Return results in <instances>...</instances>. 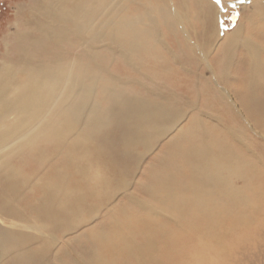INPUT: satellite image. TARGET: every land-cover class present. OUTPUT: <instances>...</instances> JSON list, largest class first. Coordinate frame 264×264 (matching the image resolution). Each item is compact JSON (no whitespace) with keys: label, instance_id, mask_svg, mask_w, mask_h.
I'll return each mask as SVG.
<instances>
[{"label":"rangeland","instance_id":"374dc122","mask_svg":"<svg viewBox=\"0 0 264 264\" xmlns=\"http://www.w3.org/2000/svg\"><path fill=\"white\" fill-rule=\"evenodd\" d=\"M83 1L90 9L68 14L48 0H0L2 97L25 89L29 99L19 113L0 115V140L7 141L0 146V228L24 239L36 261L46 257L39 222L45 215L33 205L47 196L70 222L49 235L50 257L41 264H264V128L240 102L239 94L246 102L254 95L244 90L249 69L238 58L247 42L264 52V22L257 17H264V0H207L219 34L204 20L206 0ZM163 6L168 13L156 10ZM239 27L245 35L234 38ZM127 99L134 114L117 118L113 101ZM153 106L172 116H148ZM146 115L150 123L139 137L133 129ZM205 143L209 155L219 154L212 160L249 173L208 169L210 180L204 178L198 169L204 160L194 149ZM165 177L168 188L155 190ZM179 198L188 209L176 218L170 207ZM7 202L10 209L3 208ZM119 237L132 256L124 251L116 260ZM4 256L0 251V264Z\"/></svg>","mask_w":264,"mask_h":264},{"label":"bare ground","instance_id":"6f19581e","mask_svg":"<svg viewBox=\"0 0 264 264\" xmlns=\"http://www.w3.org/2000/svg\"><path fill=\"white\" fill-rule=\"evenodd\" d=\"M97 0H95V2H96ZM48 3L49 4H51L52 5V3H54V4H62V6L64 7V9L66 10L65 11V13H68V14H70L71 13V11H78V12H83V11H85V10H87V9H90V7H91V5H89V2H86V1H83V0H48ZM107 4V3H106ZM164 4V6H165V3H163ZM164 6L162 7V8H160V7H158V8H156V10H158V9H161L160 10V12H167L168 13V10L167 9H165L164 8ZM203 7H204V9H205V11H206V16L204 17V20H205V22H206V24L208 23V25H209V27L216 33V34H219L220 33V30H221V27H220V29H219V24H218V21H217V19L216 18H214V17H212V14H213V5H212V3L210 2V1H204L203 2ZM260 11H261V9H259ZM160 12H158V13H160ZM167 13H166V15H165V18L163 19L164 21H166V22H169L168 21V18H167ZM203 13H204V11H203ZM176 14H177V18H180V13L179 12H176ZM258 16H261V18H262V22H264V17H263V15H260L259 13H258V15H257V17ZM176 17V16H175ZM178 22V21H177ZM181 22V21H180ZM173 25H174V23H173ZM209 27H207L208 29H209ZM185 28V27H184ZM183 28V29H184ZM243 29V28H242ZM240 27L238 28V29H236L235 30V33H234V38H237V37H239L240 35H242V36H244L245 34H244V31L242 30ZM262 30V29H261ZM131 31H133L132 29H131ZM206 31V30H205ZM134 32V31H133ZM135 33V32H134ZM184 33V32H183ZM254 33V32H253ZM190 34V33H189ZM136 35V34H135ZM184 35V34H183ZM186 35H188V33L186 34ZM254 35V34H253ZM260 35V34H259ZM190 36V35H189ZM211 37V36H210ZM215 37V36H214ZM261 37V36H260ZM185 38V37H184ZM188 38V37H187ZM221 38V37H220ZM222 38H223V36H222ZM225 38V37H224ZM192 39V38H191ZM242 39V38H241ZM246 39H247V37H246ZM245 39V40H246ZM243 41H244V39H243ZM247 41H245L244 42V44L246 43ZM188 44V43H187ZM237 44V43H236ZM184 45V44H183ZM188 45H190V43L188 44ZM187 45V46H188ZM187 46H185V47H187ZM232 46H233V44H232ZM236 46V45H235ZM226 47H227V45H226ZM227 48H229V47H227ZM246 53H245V55L243 54V56L242 57H238L239 58V60H243L244 62H245V64L248 66V69H249V71L247 72V74H248V78L243 82V86H244V90L246 91L247 90V92H248V95L249 96H252V95H254V96H252L253 98L249 101V102H246L244 99H242L241 97H240V94H239V98H240V102H241V104H242V107H243V109L245 110V112H246V114L251 118V120H253L255 123H258V124H260V126L261 127H263L264 128V52L262 53L261 52V50H260V48L258 47V45H256V44H254V43H252V42H247V44H246ZM182 49H184V47L182 46ZM181 50V49H180ZM186 50V49H185ZM220 50V49H219ZM218 50V51H219ZM187 51V50H186ZM190 51V50H189ZM221 51V50H220ZM223 51V54H224V52H226V51H224V50H222ZM194 52V51H193ZM204 52V51H203ZM207 52V51H206ZM229 52V51H228ZM192 53V52H191ZM185 54V53H184ZM193 54V53H192ZM217 54H219V53H217ZM226 54H227V56H223V58L225 59V60H227L228 59V63L229 64H231V65H233L232 64V56L231 55H229L227 52H226ZM231 54V53H230ZM183 55V54H182ZM187 55V54H186ZM222 56V54L220 55V57ZM229 56H231V57H229ZM258 56H262V58H263V60H260L259 58H258ZM187 57V56H186ZM189 57V56H188ZM193 57V56H192ZM215 57V56H214ZM199 58V57H198ZM227 58V59H226ZM236 58V57H235ZM237 58V59H238ZM194 59V61H195V58H193ZM216 59V58H215ZM223 59V60H224ZM236 59V60H237ZM185 60V59H184ZM197 60V59H196ZM200 60V59H199ZM238 60V61H239ZM186 61H189L188 59L186 60ZM199 62V61H198ZM192 63V62H191ZM186 64V63H185ZM201 64V63H200ZM197 65V64H196ZM195 65V66H196ZM224 65H226V64H224ZM198 66V65H197ZM235 66H237V65H235ZM187 67V66H186ZM191 68V67H190ZM193 68V67H192ZM195 68H197V67H195ZM227 67L225 66L224 67V69H222V71L224 72V70L226 69ZM176 69H178V67L176 68ZM180 69V68H179ZM218 69V68H217ZM220 69V68H219ZM181 71V70H180ZM185 72H187V71H185ZM193 72H194V70H193ZM219 72V71H218ZM227 72V71H226ZM219 74V73H218ZM227 74V73H226ZM1 80V79H0ZM261 81V83L259 84V83H256L257 81ZM201 81H203V80H201ZM30 81H28L27 83H29ZM252 82L254 83V85L252 84ZM38 87H40V85H37ZM206 86V85H205ZM209 86V85H208ZM207 86V87H208ZM210 87V86H209ZM223 88V87H222ZM7 90V86L5 85V82L3 81V80H1L0 81V115H3L4 113H7V112H15L16 114L17 113H19V111H20V109L23 107V106H27V104L29 103V99H28V95H27V92H26V90L24 89V91L22 92V93H19V94H16L13 98H11V99H8V98H4V97H2L3 96V94L5 93V91ZM254 93V94H253ZM257 93H260V97H258V94ZM41 92H38L37 94H36V97H40L41 96ZM43 95V94H42ZM114 103H113V106H112V110H110V112L112 113V114H114V116H116L117 118H123L124 120H126V119H130V117L134 114V111H135V109H136V107H135V105H134V101H131L130 99H127V100H121V101H113ZM250 104H253V105H250ZM250 105V106H249ZM146 113H147V115L148 116H150V115H159V116H161L162 118H164V120H166L169 116H172V113L171 112H169V110L168 109H165V108H163V109H160V108H157V107H154L153 106V108H150V109H147L146 110ZM6 115V114H5ZM146 115V121H142V122H138L137 121V123H136V129H133L134 130V132H137V133H139L140 131H141V129L140 128H144L145 126H147V125H149V123H150V121L148 120V116ZM20 121V118H17L16 119V123H18ZM128 121V120H127ZM162 123L161 124H163L164 123V121H161ZM254 123V124H255ZM164 125V124H163ZM262 128V129H263ZM258 129V128H257ZM264 130V129H263ZM129 135V134H128ZM128 135H127V137H126V139L125 140H127V141H129V139H128ZM210 135V134H209ZM141 136H143V135H141L140 133H139V137H141ZM190 137V136H189ZM195 137V136H194ZM210 137V136H209ZM212 138V137H211ZM140 139H142V138H140ZM200 139V138H199ZM7 141H5V140H0V146L1 145H4V143H6ZM217 143V142H216ZM219 143V142H218ZM211 144V143H210ZM220 144V143H219ZM221 145V144H220ZM7 146V145H6ZM5 146V147H6ZM213 146H215L214 144H213ZM8 147V146H7ZM194 147V146H193ZM212 147V146H211ZM211 147L210 146H208L207 145V143H205V145L204 146H201V147H198V145H196V149H194V151H195V153L200 157V158H202L204 161H203V163H202V167L203 168H198V169H203V171H204V173H205V175H204V178H207L208 180H210V178H209V176H208V169H211L212 171H210L209 172V174H212V175H214V174H218V173H221L222 171H227V172H229V173H231V172H233V173H235V171L237 172H239V174L238 175H240V173L243 175V171H244V176L247 174V173H249L248 172V170H242V167L241 168H238V165H237V167H235V166H233V164L231 165H228V166H225V165H223V164H221L222 162H224V161H222L221 162V160H219V159H215V160H212L213 158H215L216 156H218L219 154H214L215 156H213V155H209V150L211 149ZM217 147V146H216ZM218 147H221V146H218ZM4 149V148H3ZM222 149V148H221ZM220 149V150H221ZM0 150H1V148H0ZM224 150V149H223ZM5 151V150H4ZM219 151V150H218ZM3 153V152H2ZM233 154V153H232ZM193 156V155H192ZM244 156V155H243ZM39 158L41 157V159H43V158H46L47 159V157H42V156H38ZM83 157H84V162L80 165V166H82V167H84V168H86L87 167V159H88V157H87V155L83 152ZM38 160V159H37ZM40 160V159H39ZM36 161V160H35ZM41 161V160H40ZM40 161H39V163H40ZM60 161V160H59ZM214 161H217L218 163H214ZM241 161V160H240ZM33 162V161H32ZM44 162H45V160H44ZM55 162V161H54ZM57 162V161H56ZM226 163V162H225ZM248 163V162H247ZM52 164V163H51ZM57 164H59V163H57ZM61 164H62V162H61ZM91 164V166H92V164L93 163H90ZM227 164V163H226ZM243 164V163H242ZM50 165V164H49ZM48 165V166H49ZM65 165V164H64ZM66 165H68V164H66ZM200 165V164H199ZM198 165V166H199ZM234 165H236V164H234ZM59 166H60V164H59ZM90 166V165H89ZM239 166H240V164H239ZM52 167V166H51ZM53 167H55V165H53ZM57 167V166H56ZM78 167V166H77ZM76 167V168H77ZM94 167V166H93ZM170 167V166H169ZM200 167H201V165H200ZM245 167V166H244ZM250 167V166H249ZM66 169H68L67 167H65ZM74 169H75V167H73ZM81 168V167H80ZM247 168V167H246ZM54 169V168H53ZM61 169V168H60ZM62 169H64V167L62 168ZM90 169V168H89ZM163 169V168H162ZM227 169V170H226ZM79 170V169H78ZM81 170V169H80ZM192 171H193V169H192ZM81 172V171H80ZM83 172V171H82ZM193 172H195V171H193ZM56 173V172H55ZM58 173V172H57ZM56 173V174H57ZM201 173V172H200ZM195 174H197V172L195 173ZM58 175V174H57ZM162 174H160V176H161ZM165 175V174H164ZM167 175V174H166ZM190 175V174H189ZM4 176V175H3ZM2 176V177H3ZM52 176V175H51ZM60 176V175H59ZM58 176V177H59ZM228 176H230V175H228ZM58 177H56L57 179H58ZM169 177V176H168ZM194 177H196L195 175H194ZM163 178V177H162ZM186 178V177H185ZM199 177H197V179H198ZM204 178L202 179V180H204ZM6 180L5 181H3V182H5L6 183V185L7 184H11V182H9L8 183V179L7 178H5ZM68 179V178H67ZM69 179H71V178H69ZM159 179V178H158ZM4 180V179H3ZM66 180V179H65ZM59 181V180H58ZM62 181V180H61ZM70 181H72V180H70ZM193 181V180H192ZM60 182V181H59ZM202 181H200L199 180V182L195 185V187L193 188V191H194V193H196V194H199V191L198 190H200L201 188H200V183H201ZM5 183H4V185H5ZM61 183V185H63L64 186V184H62V182H60ZM65 183V182H64ZM68 183V182H67ZM67 183H65V184H67ZM73 183V184H72ZM72 183H70L71 185H74V182L72 181ZM192 183V182H191ZM194 183V182H193ZM206 183H207V181H206ZM206 183H204L205 184V186H206ZM209 183V182H208ZM52 184H53V182H52ZM56 184V183H55ZM69 184V183H68ZM105 184V183H104ZM169 183H168V180L166 179V177L163 179V180H160V182L158 183V185L156 186V188H155V190H158V189H160L161 187H165L166 189L168 188L167 186H169L168 185ZM3 185V186H4ZM180 185H182V184H180ZM9 187H10V189L12 190V191H14L15 190V187H13L12 185H8ZM52 186H54V185H52ZM82 186V185H81ZM67 187V186H66ZM223 187H227V188H229V191L228 192H230V189L232 188L227 182H224V183H222V186H221V188H223ZM64 188H65V186H64ZM81 188V187H80ZM205 188V187H204ZM227 188H225V190L227 189ZM66 189V188H65ZM82 189V188H81ZM59 190V189H58ZM68 190V189H67ZM203 191V195L205 194V192H207L205 189H202ZM232 190V189H231ZM1 191V190H0ZM49 191V190H48ZM53 191V190H52ZM82 191V190H81ZM233 191H235V190H233ZM46 192V191H45ZM62 192V191H61ZM79 192V191H78ZM184 192V191H183ZM40 193H42V192H40ZM77 193V192H76ZM191 193V192H190ZM35 194V193H34ZM187 194V193H186ZM33 195V194H32ZM36 195H37V193H36ZM38 195H40V194H38ZM201 195V194H200ZM21 196V195H20ZM46 196V195H45ZM187 196H189V195H187ZM187 196H186V198H187ZM31 197V196H30ZM80 197V196H79ZM82 197V196H81ZM191 197V196H190ZM203 197V196H202ZM230 197V196H229ZM20 198V197H19ZM42 198V197H41ZM53 198V197H52ZM70 198V197H69ZM78 198V197H77ZM197 198V197H196ZM201 198V197H200ZM31 198H29V200H30ZM61 199V198H60ZM202 199V198H201ZM39 200V199H38ZM195 200V199H194ZM203 200V199H202ZM31 201V200H30ZM29 201V202H30ZM35 201V200H34ZM67 201V200H66ZM83 201V200H82ZM186 201H189V200H186ZM192 201V200H191ZM6 202V201H5ZM28 202V203H29ZM32 202V201H31ZM30 202V203H31ZM190 202V201H189ZM196 202V201H195ZM8 204H5V205H3V208L4 209H10L11 208V205L12 204H10L9 202H7ZM36 203H38V202H36ZM84 203V202H83ZM188 203V202H187ZM187 203L186 202H184L183 201V199L182 198H179V199H175V200H173V202H171V205H173V206H175V207H170V210H171V213L173 214V213H175L176 214V218H180L179 217V215H178V210L181 212H183V210L185 209V208H187L188 207V205H187ZM192 203V202H191ZM85 204V203H84ZM31 205V204H30ZM41 205V206H40ZM69 205V204H68ZM194 205V204H193ZM195 205H196V203H195ZM1 207H2V205H0ZM25 206H26V204H25ZM29 206V205H28ZM34 206V211H35V209H37L38 210V206L40 207L39 209H41L40 211H41V213H44V219L42 220V218H41V216H40V218H41V220L42 221H39L40 222V226H41V228H42V231H43V229L45 230V232H41L40 233V238H41V241H42V244L43 243H49V244H47V247H45L46 248V250H47V256L46 257H41L38 261H36V259H35V257L33 256V254L30 252V251H28L27 250V248H25L24 247V243H25V240L24 239H22V238H17V237H14L15 236V234L13 233V232H11V231H9V230H7V229H1L0 228V251L5 255L4 256V262H3V264H41V261L43 260V259H47V261L49 260V257H50V246L52 245V244H50V242H51V238H50V234H54V232L56 231V230H59V231H63V230H65V229H67L68 228V222H70L69 220H68V217L67 216H63L62 214H61V210H59V207L56 209L55 207H52V202H51V198H49V197H45L44 199H40V202H39V204L37 205H33ZM64 206H66V205H64ZM78 206V205H77ZM94 206V205H93ZM191 206V205H190ZM189 206V208L191 209V207ZM202 206V205H201ZM32 207V206H31ZM76 207V206H75ZM80 207V206H79ZM95 207V206H94ZM28 208H30V207H28ZM33 208V207H32ZM30 209V210H33V209ZM197 208V207H196ZM202 208H203V206H202ZM1 209V208H0ZM79 209V208H78ZM94 209V208H93ZM188 209V208H187ZM194 209V208H193ZM201 209V208H200ZM199 209V210H200ZM3 210V209H2ZM26 210V209H25ZM29 210V209H28ZM64 210H66V208H64ZM70 210H71V208H70ZM74 210V209H73ZM202 210V209H201ZM27 211V210H26ZM39 211V212H40ZM75 211V210H74ZM81 211H83V210H81ZM38 212V211H37ZM201 212V211H200ZM199 212V213H200ZM83 213V212H82ZM109 213V212H108ZM195 213V212H194ZM3 213H1V215H2ZM36 214V213H35ZM0 215V216H1ZM4 215V214H3ZM41 215V214H40ZM83 215V214H82ZM214 215V214H213ZM5 216V215H4ZM34 216V215H33ZM37 217H39L38 216V214L36 215ZM209 216V215H208ZM7 217V216H6ZM83 217V216H82ZM105 217V216H104ZM79 218V217H78ZM118 218V217H117ZM181 218L183 219V220H185V218H183V215L181 216ZM3 219V218H2ZM36 219V218H35ZM34 219V220H35ZM4 220V219H3ZM39 220V219H38ZM73 220V222L75 221V219H72ZM97 220V219H96ZM2 221V220H1ZM0 221V222H1ZM5 221V220H4ZM36 221V220H35ZM110 221V220H109ZM38 222V221H37ZM120 222H121V220H120ZM215 222V221H214ZM82 223V222H81ZM148 223V222H147ZM103 225H105V224H103ZM2 226V225H1ZM4 226V225H3ZM10 226V225H9ZM14 226V225H13ZM87 226V225H86ZM93 226V225H92ZM119 226V225H118ZM5 227V226H4ZM102 227V226H101ZM120 227V226H119ZM3 228V227H2ZM7 228V227H6ZM10 228V227H9ZM25 228V227H24ZM80 228V227H79ZM93 228V227H92ZM108 228H110V227H108ZM34 230V229H33ZM68 230V229H67ZM102 230V229H101ZM115 230V229H114ZM119 230V229H118ZM123 230V229H122ZM28 231H29V229H28ZM89 231V230H88ZM111 231V230H110ZM71 232V231H70ZM69 232V233H70ZM122 232V231H121ZM72 233V232H71ZM122 233H124V231L122 232ZM126 233V232H125ZM33 234V233H32ZM62 234V233H61ZM67 234V233H66ZM83 234V233H82ZM81 234V235H82ZM86 234V233H85ZM84 234V235H85ZM90 234V233H89ZM96 234H98V233H96ZM28 235V237L29 238H31V237H33L31 234H27ZM38 235V234H37ZM78 235V234H77ZM87 235V234H86ZM91 235V234H90ZM116 235V234H115ZM52 236V235H51ZM103 236H105L104 234H103ZM110 236V235H109ZM80 237V236H79ZM107 237V236H106ZM34 238H36V237H34ZM39 238V237H38ZM60 238V237H59ZM101 237H99L98 239H100ZM108 238V237H107ZM110 238V237H109ZM108 238V239H109ZM63 239V238H62ZM78 239V238H77ZM79 239H81V238H79ZM86 239H87V237H86ZM94 239H96V238H94ZM83 240V239H82ZM103 240V239H102ZM107 240V239H106ZM110 240H111V238H110ZM62 241V240H61ZM61 241H60V243H61ZM77 241V240H76ZM81 241V240H80ZM108 242V241H107ZM116 242V241H115ZM128 242V241H127ZM59 243V244H60ZM93 243V242H92ZM62 244V243H61ZM86 244V243H85ZM84 244V245H85ZM88 244V243H87ZM100 244H101V242H100ZM111 244V243H110ZM55 245V244H54ZM79 245V244H78ZM77 245V246H78ZM92 245V244H91ZM94 245H95V243H94ZM126 241H125V239L124 238H122V237H119V241H118V247L121 249V250H117L114 254H113V256L112 257H115V259L116 260H118V259H121V258H119L120 257V255H123V253H124V251H125V253L127 254V256H132L131 254H132V251H131V249H129L127 246H129L128 244L126 245ZM53 246V245H52ZM80 246V245H79ZM82 246V245H81ZM109 246V245H108ZM85 247H86V245H85ZM90 247V246H89ZM95 247V246H94ZM101 247V246H100ZM59 248V247H58ZM91 248H92V246H91ZM97 248V247H96ZM117 248V247H116ZM93 249H95V248H93ZM99 249V252H100V248H98ZM111 249H113V248H111ZM85 250V249H84ZM97 251V250H96ZM95 251V252H96ZM110 251V250H109ZM108 251V252H109ZM91 252V251H90ZM98 252V251H97ZM103 252V251H102ZM55 253V252H54ZM11 254V255H10ZM103 254H105V253H103ZM56 256V255H55ZM96 256H99V255H96ZM101 256V255H100ZM103 256V255H102ZM126 256V255H125ZM104 257V256H103ZM99 258V257H98ZM102 258V257H101ZM109 258V257H108ZM126 258V257H125ZM105 259V258H104ZM50 260H51V258H50ZM57 260V259H56ZM59 260V259H58ZM90 260H92L91 262H93V260H94V258L93 259H90ZM106 260V259H105ZM105 260H104V263H105ZM108 260V259H107ZM113 259H111V263L113 262V264H119L117 261H115V260H113ZM124 260V259H123ZM103 261V260H102ZM125 261V260H124ZM81 262V261H80ZM90 262V263H91ZM96 262H99L96 258H95V263ZM100 262H101V260H100ZM99 262V263H100ZM107 262V261H106ZM109 262V261H108ZM121 262V261H120ZM88 263V262H87ZM126 263V262H125ZM122 264H124L123 262H122ZM141 264H144V262L142 261V263Z\"/></svg>","mask_w":264,"mask_h":264},{"label":"trees","instance_id":"16d2710c","mask_svg":"<svg viewBox=\"0 0 264 264\" xmlns=\"http://www.w3.org/2000/svg\"><path fill=\"white\" fill-rule=\"evenodd\" d=\"M233 11L236 12L235 9ZM227 23L230 24L229 18H227ZM230 25H232V24H230Z\"/></svg>","mask_w":264,"mask_h":264},{"label":"snow or ice","instance_id":"6c2138e0","mask_svg":"<svg viewBox=\"0 0 264 264\" xmlns=\"http://www.w3.org/2000/svg\"><path fill=\"white\" fill-rule=\"evenodd\" d=\"M217 2L219 3V0H217Z\"/></svg>","mask_w":264,"mask_h":264}]
</instances>
